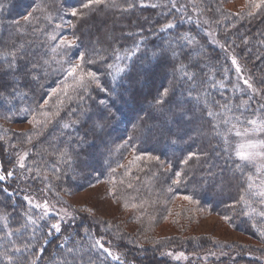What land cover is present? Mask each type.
<instances>
[{
  "label": "trees",
  "instance_id": "obj_1",
  "mask_svg": "<svg viewBox=\"0 0 264 264\" xmlns=\"http://www.w3.org/2000/svg\"><path fill=\"white\" fill-rule=\"evenodd\" d=\"M193 1H195V7L202 13L200 19L205 17L209 19V24L212 26L210 28L215 29L214 35L216 39L222 40L223 47L229 52L233 49V53L238 57H243L240 59L250 66L253 78L261 91L262 96L259 98L262 99L261 103L258 98L247 92H239L233 87L235 77L228 58L225 57V52L221 48L209 44L200 28L203 24L201 25L199 18L188 19L184 12L183 19L178 17L173 28L160 30L167 23L169 14L163 0H144L146 5L144 7H141L140 0H113L116 6L99 5L87 10L80 8L81 4L86 3L87 0H0V53H16L14 67H9L13 60L11 55L0 56V74H2L0 78L1 174L6 175L8 171H12L10 167L14 160L9 152L10 146L14 145L28 151L24 162L25 168L19 170L20 172L16 171L13 176L7 177L4 181H0V199L5 198L10 204L9 207L3 205L4 208L0 209L2 216L5 217L0 222V264H28L29 258L35 259L34 253L40 247L38 241L43 239L41 229L46 232L47 225L59 219L57 216L60 211L59 207L72 212L76 218L74 222H71L72 230L80 231V236H74L73 241L83 236L84 228H88L94 238L107 235L108 240H112L117 244L118 249L125 252V259L130 255L137 257V260L133 259L136 261L135 264H174L159 254V250L162 252L170 247L196 254L217 247L218 243L212 235L194 237L183 234V232L189 231L196 223L198 210L207 215L217 214L221 217L228 214V206L239 200L241 188L246 187L244 177L241 176L240 171L236 170L237 164L243 165L245 173L253 174L255 170L251 165L237 161L233 153L229 155L224 153L223 140L215 134L211 126L212 121L205 115L204 101L208 99L229 103L232 111L228 115L241 117L243 121L239 124L241 129L250 127L247 119L255 115L252 110L259 109L260 105L264 104V83H262L264 81V10L258 9L257 14L250 17L247 13L252 11L251 7L239 11L234 8L229 9L228 4L232 3V0ZM128 3L134 6L127 9ZM153 3L161 6L152 8L150 5ZM37 5L45 11H34ZM71 7L77 8L85 15L73 17L67 11ZM26 9L27 14H29L28 10L33 13V21L27 24L17 17ZM45 14L63 15L67 22L71 21L75 25V27L67 25L69 30H73L79 39L81 35H84L87 40L88 43L83 48V52H87V59L94 60L95 63H85L84 70L96 71L102 75L101 78L99 77L101 84L108 89L112 97L114 96L113 99L108 98L106 103H109L108 107L111 104L114 106L113 110L118 114L116 117L119 120L112 116L115 115L114 112L111 114L104 110L102 105H97L96 97L104 96L98 98L100 102L105 101L106 95L96 89L95 85H91L87 94L82 90L75 92L73 100L75 96L84 95L83 102L77 101L78 114L81 112L88 115L91 109L94 111L96 108L94 117L102 121L106 127H104L105 131L110 132L117 125L119 130H117L115 139L111 140V132L109 139L106 134L103 139L100 137L99 140H95L98 136L88 138L80 129V132L78 131L79 125L77 127L73 124L69 128L62 129L64 141L62 138L60 144L49 145L39 141L40 134L25 130L16 132L3 126L2 121L9 120V122L18 123L19 119L26 120L33 114V109L36 113L40 112L39 105L43 104L45 98H48L51 89L64 81L62 78L55 81L57 77L52 78L51 76V79L45 76L46 78L43 77L36 85L32 78L33 75L37 77L36 79H41L39 77L41 74L44 76V72L32 73L31 64L28 63L26 66L22 61L25 60L23 55L30 48V42L38 44L40 39L43 45H49L47 40L39 35L41 30L44 32L48 30L50 33L53 31L49 21L44 19ZM149 19L154 31L151 36H144L142 29ZM222 27H224L223 30ZM136 28H140L139 31ZM202 28L204 29V25ZM35 33L39 36L37 34L35 36ZM166 34L172 35L170 39L172 47L166 48L162 41ZM185 34L194 37L192 44H188L187 40L179 39ZM239 40H242L243 44L240 45ZM224 43H229L235 48H230ZM37 46L34 45V48ZM81 50V48L77 49L76 56L82 52ZM129 53H131L130 57ZM30 54L32 57L33 49ZM98 56L103 57V60L98 59ZM181 64L185 66V71L195 74V83L189 81L188 77L183 76L181 72L175 71L176 67ZM108 65L113 67L109 69ZM4 67H6L5 70H2ZM143 67L147 70H143ZM121 68L125 71H118ZM28 72L31 74L28 75ZM168 78L175 80V83L166 84L165 81ZM68 81L72 83L70 78ZM217 82H222L225 87L221 88ZM166 85L168 88H165ZM124 86L128 89V100L121 99L123 95L121 90ZM165 89L169 90L168 95L162 98L160 104H157L156 101L161 99V94ZM190 91L191 95H189ZM197 95L201 97L199 101L196 99ZM117 96L118 101L121 102L116 101ZM249 97H252L251 101ZM58 99L60 97L53 96L43 111L49 114L59 111L64 114L60 125L76 121L73 119L75 115H70L73 107H70L68 100L65 99L64 104L57 107ZM241 101H249V103L245 107H238ZM21 109H29V111L22 112ZM69 115L71 117L68 119ZM259 117H264V110H261ZM109 118H112L111 122L104 120ZM154 120L162 121L163 125V121H168L165 122L164 128L156 129L152 127ZM120 123L124 126H120ZM225 127L222 124L221 130L223 131ZM73 128L74 132H71ZM191 130L194 137L186 141L184 135ZM77 131L79 132L77 138H72L73 133ZM29 136H32L31 142H27ZM81 138H84L83 142ZM150 138L151 142L154 140L157 143H164L172 152L168 154L161 147L156 149L158 144L148 143ZM6 139H10L12 145L8 146L5 143ZM121 139L128 141V145L126 144L128 148L138 150V153H142L141 155L155 156L154 159L161 156V159L171 162L173 167H177L181 160L188 158L189 153H194L186 164L182 163L180 166L186 179L182 180L180 185H169L170 182L166 176H171V172L167 174L166 168L158 161L153 163L144 159L145 161H140L143 167L138 161L131 163L129 167L123 165L121 158L117 155L119 148L118 143L116 144ZM59 150H65L73 157L71 168L62 161L58 162L54 153ZM180 154H184L181 160ZM54 165L60 169V172L54 174ZM29 168L32 169L31 172L27 170ZM37 170L40 176L34 178ZM45 174L48 176L47 180L44 179ZM255 175L253 174L254 177ZM55 176H60V179L57 180ZM110 177L117 182L113 197H116L123 211L131 209V215L129 214L128 218H118L116 222L119 221V223L114 222L112 217H107L109 219L105 221V218L89 213L83 208L73 207L67 201V197L74 193L75 188H85L86 185L99 183L101 179L107 180ZM129 184L132 185L131 188L128 187ZM168 186L174 189V200L184 196L192 198L189 202L187 201L189 205L183 208V212L177 215L176 224L182 235H163L161 227L158 229V221H145L136 228L134 233L129 231L124 223L130 222L133 218L131 205L138 206L143 200L153 199L157 193L158 195L165 193ZM5 188L7 192L4 191ZM25 196H31L43 202L47 200L49 206L53 208L46 220L38 221L39 227L33 225L21 227L27 224V215L37 218L42 213V209H30L24 200ZM126 203L128 207L124 206ZM240 206L242 210L236 213L240 221L239 226L236 227L247 234L251 241L245 242L244 245L233 244L236 245L234 249L237 248L246 254L232 262L233 264H264V238L261 236L264 232V219L255 213L248 216L243 215L242 212L248 209L242 204ZM252 207L259 212V198L252 201ZM91 210L94 212L92 208ZM17 228L21 229L19 233L15 232ZM62 229V232L56 234L55 238H48L50 243L47 244L39 264H53V261L58 259L59 244L70 230L63 226ZM10 231L13 234L9 236L7 233ZM139 232L143 235L139 236ZM84 241L85 244L91 242L86 236ZM25 244L32 246L31 252L22 250L17 253L14 251V246L20 247ZM98 255L100 259H103L104 254L99 253ZM6 257H12V260ZM227 262V259H221L218 264H228ZM97 264H100L99 260ZM106 264H120V262L107 258Z\"/></svg>",
  "mask_w": 264,
  "mask_h": 264
},
{
  "label": "rangeland",
  "instance_id": "obj_2",
  "mask_svg": "<svg viewBox=\"0 0 264 264\" xmlns=\"http://www.w3.org/2000/svg\"><path fill=\"white\" fill-rule=\"evenodd\" d=\"M163 4L165 5V0H163ZM177 4H178V6L180 4L184 5V8H182L180 10V12H176L175 9H170L169 7L165 6L167 9V12L169 11L167 23L169 21L175 23V20H177L178 17L181 18L182 14L184 12H185V16H188V19H189V17H190V19L193 17L199 18V20L201 21V25L202 24L204 25V29L202 28L203 25L200 28L202 29L203 33L205 34L206 38L208 39L209 44L216 47V48L219 47L225 52L224 55H225V57L227 56L228 62H229L230 66L234 72V77H235L234 85L238 86V88L240 89L238 91L244 92V93L247 92L249 95H252L258 99L261 98V96H262L260 94L261 91H260L259 87L257 86L255 78H253V72H252L250 66L246 65L240 59L243 57H238L236 54H234L232 51L233 49L231 50V52H229V51H227V49L225 47H221V46H224L222 43V40L216 39V37L214 35L215 32H213L215 29L210 28L211 25L209 24V19L207 17L200 19V17H201L200 15L202 13L198 10L197 7H195V1H193V0H177ZM228 6H230L229 9L234 8L235 10H238V11L240 9L242 10V9H245L246 7H249L247 5V0H232V3L228 4ZM28 11L30 13V10H28ZM27 13L28 12L26 9L23 13H21L20 15H17V17L23 22L24 16L28 15ZM61 17H63V15H60V14L53 15L52 21L50 22V27L53 28V31L55 29L56 24L59 23L62 25V27L58 31H54V32L52 31L51 32L54 35H56L57 40L56 41L49 40L47 33H50V31L47 30L44 32V30H41L39 33L40 37L45 38L47 40V42L49 43V45H47V46L43 45L42 41L40 39L38 41V44H36V42L33 44H32V42H30V46H29L30 48L27 49V52L24 53V55H23V56H25V60H22V61L26 64V66L28 63H30L31 69H32L33 64H42L43 60L49 61L46 66L41 67V68L37 69L36 71L32 70V73H35V74L36 73L39 74L41 72L42 73L44 72V74H45L44 76H42V74H41V76L39 77L41 79H34L36 85H38L39 84L38 82L41 81L43 79V77H45V76H49L50 78H51V76H52V78L57 77L55 81H58L60 78L65 80V74L60 70L61 66L58 63H56V61L60 59V53H53L51 51V48L55 47L60 36H66L68 38H72L73 36H76L78 38V35L73 30H71V31L69 30V28L67 26V20L64 17H63V19H61ZM147 21H148V23H144L145 26L142 29L144 31L143 34H144V36H151V34L154 31V29L152 28L153 25H152L150 19ZM220 26H222V25L220 24ZM138 29H140V28H136V30H138ZM223 29H224V27H222V30ZM36 34H37V36H39L38 33H35V36H36ZM171 36L172 35H170V34H166L162 40L165 43L166 48L173 46L172 42L170 41V39H172ZM34 39H36V38H34ZM81 39L78 38L76 47H74L71 50V52L69 53V55L72 57L73 63L76 62L77 49L81 48L82 49L81 51L83 52V48L87 46L88 42L85 39L84 35H81ZM238 42L240 43V45H241V43L243 44L242 40H239ZM41 44H42V46L40 47ZM224 44H226L230 48H235V46H232L229 43H224ZM34 45H38L37 46L38 48L37 47L34 48ZM210 45H208V46L210 47ZM237 45H239V44L237 43ZM32 49H33V56L30 57L31 56L30 52H32ZM74 51H75V53H74ZM171 55H172V53H171ZM171 55H170V58L172 59ZM233 58H235L237 60V65L241 69V71L239 73L236 72L237 65L232 64ZM36 59L38 61H36ZM64 67L67 68V65L65 64ZM5 68L6 67L2 68V70H5ZM143 70H147V68L143 67ZM4 72H2V73H4ZM29 74H31V72H28V75ZM1 77H2V74H0V78ZM33 77H34V75H33ZM99 77L101 78L102 75H99ZM240 77H243V79H249V82L253 84L254 88H256L258 90L259 94H254L252 92V90L248 89L247 86L243 83V79H241ZM174 78H176V77H174ZM11 79H12V77H11ZM70 81H72V80L70 79ZM67 82L69 84H71L68 80H67ZM165 82H167L166 84L170 85V83L174 84L175 80H172V78L171 79L168 78ZM125 87L126 86H124L123 90H121V93L123 94V95H121V99L128 100L129 99L128 89H126ZM165 88H168V85H166ZM103 93H104V95H106L105 101L107 102L108 98H110L112 96L110 95L109 92H103ZM71 94L74 97L75 93H71ZM75 97H77V96H75ZM101 97H104V96L99 95L96 97L97 105H102V104H100L99 99H98ZM113 97H112V99H113ZM73 99L68 100L70 107L71 108L73 107L71 110H74V108H76V106L78 105V103H77L78 99H76V98H75V100H73ZM118 100L119 99L117 96L116 101H118ZM259 100L261 103L262 99H259ZM118 102H121V101H118ZM123 102H125V101H123ZM66 103H67V101H66ZM108 104L109 103L102 105L103 109L106 111H109L111 114H112V112H114L115 115L113 114L112 116H114L116 118V120H119L116 117V116H118V114L113 110L114 106L111 104V106L109 105V107H108ZM86 107H87V105H86ZM122 107H125V106H122ZM95 109H94V111H93V109H91V111L88 113V115L87 114L85 115L81 112H80V114H78V109L76 108L75 109L76 111L74 114L75 117L73 119L78 120L79 123L74 124V125H76V126L79 125L78 131L80 129L82 132H84L86 134V136L88 138L98 136L96 139L95 138L94 139L99 140L100 137H102V139H103L105 136L104 134H106V135H108V139H109L110 132H111V134H112L111 140L115 139L116 134L118 133L117 130H119V127H117V125H116V127H114L113 130H110V132H109V130L105 131V129H104L105 125L104 124H103V130L102 131L97 129L94 132L92 130V126L94 124H97V123L102 124V121H100L99 119H96L97 117H94L95 116L94 113H96ZM66 111H68V110H66ZM124 111H126V109ZM39 113L40 112L36 113V119L43 121L45 119V117L41 116ZM53 113H55V112H53ZM63 113H65V112H63ZM122 113H123V111H122ZM51 114H50V118H51L52 122L48 125V127L46 129L42 128V125H38L35 129L33 128L32 124L29 123V121L32 120L33 114L29 118H27L26 120L19 119L18 123L14 122V121L9 122V120L8 121H2V123H3V126L5 128H11L16 132H18L20 130H25V131H32L34 133H39L41 136V138H39V141L46 142V144H49V145L60 144L62 138H63V141L65 139V137H63L64 133L61 132L63 127H61V125H60V123H62V118L64 117V114H61V112H59V115L54 116V117H52ZM91 115H93V116H91ZM168 115H170V114H168ZM70 117H71L70 115L67 116L68 119ZM258 118H264V117H258ZM111 119L112 118H109L108 120L107 119H104V120L111 122L112 121ZM167 121L168 120L163 121L164 122V125H163L162 121L154 120L152 127H156V129L164 128L165 122H167ZM121 123H120V126H124L123 124L121 125ZM71 132H74V128L71 130ZM77 132L73 133V135L71 137L77 138L80 131L78 133ZM191 132H192V130L184 135L185 136L184 139L186 141L189 139L191 140L194 137L193 133L191 134ZM80 135L82 136V134H80ZM59 136H61V137H59ZM121 137L125 138L122 135H121ZM250 138L264 140V133H256L254 136H252ZM83 139L81 138V140H83ZM12 140H13V138H12ZM148 141H150V142H148ZM148 141H146V142L151 143V145L158 144V147L156 149L161 147V149H164L165 151H167L168 154L172 152V150L167 145H164V143L163 144L157 143L154 140L151 142V138ZM96 142H98V141H96ZM230 142L234 146L235 143L241 142V141H240L239 137H236L234 134H230ZM5 143H7L8 146L12 145V141L10 139H6ZM87 143H89V142H87ZM116 144L118 145L117 147L119 148L117 155L119 158H121L123 165L129 167L131 163H133V162L136 163L137 161L140 164H141L140 161H145V160L149 161V162H153V163L158 161V162H161V164H162V166H164V168H166L167 174H169L171 172V176L170 175L166 176V179H168V182H170L169 185L174 184L173 181L177 179L176 172L181 173L180 183H182V180L186 179L185 178L186 175L184 176L183 169L180 168V166L182 164L181 162L179 163V165L177 167L176 166L173 167L171 162H169L168 160L161 159V156H159L158 157L159 159L156 160V159H154L155 156L141 155L142 153L141 154H140V152L138 153V150L136 151L131 147L128 148V146H127L128 141L126 142V140L121 139V140H119V142H116ZM123 148H125V149H123ZM9 152H10L11 157H13L12 159L14 160L13 165L10 167V170H12L13 173H15L16 171L20 172L19 170H22V169L19 167V164H18L19 156L23 155L25 152L28 153V151H26L23 148L21 149V148H18V147L13 145V146H10ZM183 155L184 154H180V157H181V158L179 157L180 160L182 159ZM204 155H202V156H204ZM233 155H234V153H233ZM134 157H140V159H134ZM234 157H235V155H234ZM26 158H27V156H25V159ZM25 159H24V162H25ZM235 159L237 161H239L238 158L235 157ZM239 162H241V161H239ZM241 163L243 164L245 162H241ZM171 166H172V168H171ZM251 166L255 170V173L253 172V174H256L255 175L256 177H254V180H255V182H257L256 184L259 185L260 180L264 179V175L258 176V174L256 173L255 165H251ZM139 167H140V165H139ZM141 167H143L142 164H141ZM1 172L2 171H1V167H0V174H1ZM171 180H172V182H171ZM180 183L175 184V185H180ZM115 188H117V182L113 178L110 177L107 180L101 179L99 183L96 182V183H92L90 185H86L85 188H83V187H81L80 189L75 188L74 193H72L69 197H67V201L73 207H77L79 209L83 208V210H86L89 213H94V215H99L101 218H105L106 219L105 221H108V219L112 217L114 222H116V220L118 218H122V217L128 218L129 214L131 215V213H130L131 209L130 210L125 209L123 211L120 207V204L117 203V201L115 199L116 197H113V195H109V191L111 190L114 193ZM169 188H171V191H168ZM173 193H175L174 189L171 186H168V188L165 189V193H163L161 195H158V193H157L153 199L148 200V201H146V200L141 201L140 204L136 208L132 209L133 218L130 220V222L129 221L125 222L124 225H127V229H129V231H132L134 233L136 228H138L140 226V224H142L143 222H145V221H147V222L158 221V223H159L158 229L161 227L160 230H163L162 231L163 235H165V236L182 235V233L180 234V231L177 228L178 227L176 224V222L178 220L177 215L178 214L180 215V212H183V208H186V206L189 205V203H188L189 200H185V199H183V197H181V199L174 200L175 198L173 196ZM31 198L34 200V203H40L41 204L43 202L37 198H34V197H31ZM3 205L4 206L8 205V207L10 205L6 201L5 198H3L2 200L0 199V209L4 208ZM259 205H260L259 211H264V205H261L260 203H259ZM88 206H90L94 210V212ZM59 209H61V207H59ZM6 210H8V209H6ZM241 210L242 209H241L240 204L235 206L234 209L229 207L228 214H225L222 217L218 216L217 214L207 215L206 213H203L202 211L200 212L198 210L196 212V215H197L196 216L197 218L195 220L196 223L194 225H192V228H190L189 231H185V233L183 232V234L193 235L194 237L195 236L197 237L199 235H205V234L210 235V236L212 235L213 238L218 243L217 247L207 249L205 252H200L197 254L196 253H187L184 250H180V249H176L174 247H170L169 249L163 250L162 252H161V250H159V254L161 256L163 255L168 260L172 261V263H174V264L175 263H178V264H218V262L221 259L222 260L227 259L228 264H233V262L235 260H237L238 257H241L242 255L246 254L237 248L234 249V247H236V245H233V244L235 243L238 245L239 244L244 245L245 242L249 243V241H251V239H249L247 234L243 233L239 228L236 227V226H239L238 224L240 221L239 220L240 218L236 217L237 216L236 213L241 211ZM113 213H114V215H113ZM2 214H3L2 211H0V216H2ZM61 214L63 215V213H61ZM225 216L229 217V219L228 220L223 219V217H225ZM107 217H109V218H107ZM173 218H175L176 220H174ZM262 219H264V217H262ZM2 221L3 220H0V222H2ZM116 223H119V221H117ZM122 226H123V224H122ZM150 231H152V230H150ZM140 232L138 233V235L142 236L143 234ZM154 233H155V230H154ZM103 239H104L103 242L105 243V246L110 247L115 254H120L122 257V260L125 261V264H135L136 263V261H133V259L137 260V257H134V255H130V256L126 257V259H125L124 258L125 252H123L121 249H118V246L116 243H114L111 240V244H109L108 242L110 240H108L107 235L105 237H103ZM169 253H170V255H169ZM181 253L183 254L182 256L180 255ZM177 257H179V258H177ZM116 262H119V261H116ZM137 263H138V261H137Z\"/></svg>",
  "mask_w": 264,
  "mask_h": 264
},
{
  "label": "snow or ice",
  "instance_id": "obj_3",
  "mask_svg": "<svg viewBox=\"0 0 264 264\" xmlns=\"http://www.w3.org/2000/svg\"><path fill=\"white\" fill-rule=\"evenodd\" d=\"M141 7L146 6L144 4V0H140ZM104 5L106 7H112L116 6L113 3V0H87L86 3L81 4V9H90L93 6H99ZM247 5L251 7L252 11L248 12V16H253L254 14H257V10H264V0H247ZM134 5L132 3L127 4V9L132 8ZM161 5L159 4H151L150 7L156 8ZM165 6L169 7L170 9H175L176 12H180L182 8H184L183 4H180L178 6L177 0H165ZM122 9V10H127ZM41 11L44 12L45 9L41 8L39 5H37V8L34 9V11ZM68 12L73 17H81L85 15L84 12L78 10L75 7H71L67 9ZM219 11V9H217ZM44 19L49 21V23L52 21V15L51 14H45ZM63 19V17H61ZM183 19V17H181ZM190 19V17H189ZM25 23H31L33 21V13H29L27 16L24 17ZM67 25L69 27H75V25L72 24L71 21L67 22ZM62 27L61 24H56L54 31H58ZM174 27V23L169 21L168 23L164 24L161 27V31L165 29H171ZM35 30V29H34ZM49 40L56 41L57 37L53 33H47ZM179 39L181 40H187L188 44H192L194 37H189L187 34L181 36ZM78 38L73 36L72 38H68L66 36H60L58 42L56 43L55 47L51 48V51L53 53H60V59L56 61L61 67L60 70L65 74V80L61 83L57 84V87L52 88L51 91L48 94V98H45L43 100V104L39 105L40 108V115L44 116L45 119L43 121L36 119V110L33 109V117L32 120L29 121V123L32 124L33 128L35 129L38 125H42V128L46 129L48 125L52 122L50 118V114L47 112H44L43 109L46 108L50 102V99L53 96L60 97L57 102V107L62 106L64 104V100H72L74 97L71 93H75L78 90H82L85 94L89 92V88L91 85H95L96 89H98L101 92H108V89L104 87L101 84L99 75L96 71L92 70H84L83 65L85 63L93 64L95 63L94 60L87 59L88 53L87 52H80L79 55L76 57V62H72V57L69 55L71 50L76 47ZM245 43L247 41L245 40ZM223 47V46H221ZM175 55V53H173ZM8 55H11L13 57L12 64L9 65V67L15 66V58L16 53H0V56L7 57ZM129 57L131 56V53L128 54ZM100 60H103V57H97ZM117 59H119V56H117ZM48 60H43L42 64H33L32 70L36 71L37 69L44 67L48 64ZM67 65V68L64 67V65ZM232 64L237 65V60L235 58L232 59ZM113 66L108 65V68L111 69ZM185 66L183 64L178 65L175 69V71L181 72L183 76H187L189 81H192L195 83V74L189 73L184 70ZM118 71L124 72L125 69L121 68ZM227 71V70H225ZM241 71L240 67L237 65L236 72L239 73ZM111 74V73H109ZM37 77H33V79H36ZM71 79L73 82L71 84L67 83L68 79ZM243 79V77H240ZM221 88L225 87V85L222 82H217ZM243 83L247 86L248 89L252 90L254 94H259L258 90L254 88L253 84L249 82V79H243ZM264 83V81H262ZM43 88V85H41ZM215 87V85H213ZM233 87H236L237 90H240L238 86L234 85ZM71 90V92H70ZM168 89H165L164 92L161 94V99L157 100L156 103L160 104L162 102V98L164 96L168 95ZM189 95H191V91L189 92ZM79 101L83 102L85 99L84 95H79L75 97ZM197 101L201 99L199 95L196 97ZM252 100V97H249V101ZM249 101H241V104L238 107H245L249 103ZM100 104L105 105L106 101L101 100ZM205 115L212 121V128L215 131V134L222 138L224 143V153L226 155H229L231 153H234L235 157L238 158L239 161L245 162L247 165H255L256 173L259 175H264V140L261 139H254L250 138L254 136L256 133H264V118H257L260 116L261 110H264V104L260 105L259 109L252 110L255 115L251 119H247V124L250 127H244L241 129L239 127V124L243 123L241 121L240 116H230L228 115L229 112L232 111V109L229 106V103H220L219 101L214 100H208L205 99ZM248 110L247 108L245 109ZM22 112L29 111V109H21ZM75 109L72 110L70 115L75 114ZM59 111L52 113L51 116H58ZM233 121H236V123H233ZM79 123L78 120L72 121L71 123H64L61 126L63 128H69L73 124ZM226 126L225 129L221 130V125ZM97 129L103 130V124L97 123L92 126V130L95 132ZM39 134V133H37ZM230 134H234L236 137L240 138L241 142L235 143L233 146L230 142ZM32 136H29L27 142H31ZM81 142H83L81 140ZM27 152H25L23 155L19 156L18 164L21 169L25 168L24 159L25 156H27ZM57 156V160L62 161L64 164H66L69 168H71V162L73 160V157L65 150H59L58 152L54 153ZM194 153H189L188 158H186L184 161H181V163L186 164L187 160L190 159ZM134 159H140V157H134ZM155 159H159L156 157ZM54 168V174L60 172V169L57 168L55 165ZM29 172L32 171L31 168L27 169ZM236 170L241 172V176L244 177L246 187L241 188L240 190V196L239 200L236 201L233 205H229L228 207L235 208L236 204H242L245 208L248 209V211L242 212L243 215L248 216L252 213H255L256 215H259L261 217H264V211H259L252 207V201L255 198H259V203L261 205H264V179L260 180L259 185L255 183L254 176L251 173H245L243 171V165L237 164ZM114 172V170H113ZM14 173L12 171H8L6 175L0 174V181L5 180L7 177L13 176ZM40 176L39 170H37L36 177ZM177 179L173 181L174 184H179L181 181V173L176 172ZM57 180L60 179V176H55ZM258 178V177H257ZM44 179L47 180L48 176L47 174L44 175ZM129 188L132 187V185H128ZM5 192L8 190L5 188ZM168 191H171V188L168 189ZM114 193L110 190L109 195H113ZM183 199L185 200H191L192 198L190 196H184ZM24 200L29 205L30 209L36 208V209H42V213L37 217L33 218L32 215H27V224L21 225L22 228L27 227L28 225L37 226L38 221H44L48 218L49 213L53 211V208L49 206V202L45 200L42 204L40 203H34V200L29 197L25 196ZM125 207H128L129 205L126 203L124 205ZM131 207L135 208L137 205L132 204ZM90 211V210H89ZM63 213V215H61ZM57 216H59V219H55V222L47 225V231L45 232L43 229H41L43 239L42 241H38L40 243V247L38 251H35V259L29 258L28 264H39V260L42 258L43 253L46 251V246L49 241V237L55 238L56 234H60L62 232V226L69 228V232L67 235L63 236L62 242L59 244L60 251L57 252L58 259L53 261V264H97V260L100 261V264H106L107 258H111V260L119 261L120 264H125V261L122 260V257L120 254H115L113 250L110 247H106L105 243L103 242V237L101 238H94L92 236L91 231L88 228H84L83 236L79 240L73 241L74 236H80V231H74L72 230V223L75 221V216L72 212H69L65 209H60V211L57 213ZM5 217L0 216V220H4ZM223 219L228 220L229 217L225 216ZM101 223H107V222H101ZM111 228V225L109 224V229ZM20 228L15 229L16 233L20 232ZM9 236L13 233L10 231L7 233ZM88 237L91 241L88 244H85L84 237ZM262 238H264V232L261 233ZM71 243V246L69 244ZM111 244V241L108 242ZM24 252H31L32 246L30 244H25L20 247L14 246V251L17 253H20L21 251ZM99 253L104 254L103 259H100ZM170 255V253H169ZM183 255L182 253L180 254ZM8 260H12V257H6ZM179 258V257H177Z\"/></svg>",
  "mask_w": 264,
  "mask_h": 264
}]
</instances>
